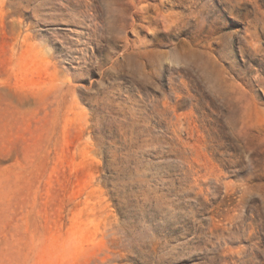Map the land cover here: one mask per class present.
Listing matches in <instances>:
<instances>
[{
	"label": "rangeland",
	"instance_id": "1",
	"mask_svg": "<svg viewBox=\"0 0 264 264\" xmlns=\"http://www.w3.org/2000/svg\"><path fill=\"white\" fill-rule=\"evenodd\" d=\"M0 264H264V0H0Z\"/></svg>",
	"mask_w": 264,
	"mask_h": 264
},
{
	"label": "bare ground",
	"instance_id": "2",
	"mask_svg": "<svg viewBox=\"0 0 264 264\" xmlns=\"http://www.w3.org/2000/svg\"><path fill=\"white\" fill-rule=\"evenodd\" d=\"M99 7H100V6H99ZM27 52H28V51H27ZM28 53H29V52H28ZM28 53H27V54H28ZM31 53H32V52H31ZM29 54H30V53H29ZM24 58H27V57L24 56ZM32 59H33V58H32ZM33 62H34V61H33ZM22 63H23V62H22ZM24 63H25V62H24ZM34 64H35V63H34ZM23 80H24V79H23Z\"/></svg>",
	"mask_w": 264,
	"mask_h": 264
}]
</instances>
